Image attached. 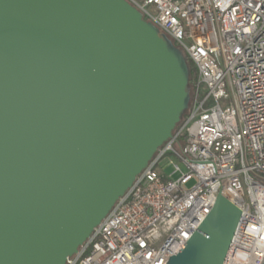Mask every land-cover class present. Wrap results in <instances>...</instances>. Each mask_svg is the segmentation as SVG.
Wrapping results in <instances>:
<instances>
[{
  "label": "water",
  "instance_id": "obj_1",
  "mask_svg": "<svg viewBox=\"0 0 264 264\" xmlns=\"http://www.w3.org/2000/svg\"><path fill=\"white\" fill-rule=\"evenodd\" d=\"M188 100L182 54L128 1L0 0V264H65ZM220 190L163 264H224L242 211Z\"/></svg>",
  "mask_w": 264,
  "mask_h": 264
},
{
  "label": "built area",
  "instance_id": "obj_2",
  "mask_svg": "<svg viewBox=\"0 0 264 264\" xmlns=\"http://www.w3.org/2000/svg\"><path fill=\"white\" fill-rule=\"evenodd\" d=\"M126 1L185 54L196 78L182 123L65 264H163L220 188L242 211L223 263L262 264L264 0Z\"/></svg>",
  "mask_w": 264,
  "mask_h": 264
},
{
  "label": "trees",
  "instance_id": "obj_3",
  "mask_svg": "<svg viewBox=\"0 0 264 264\" xmlns=\"http://www.w3.org/2000/svg\"><path fill=\"white\" fill-rule=\"evenodd\" d=\"M183 58H184V61H185L186 67H187L188 88H189V96H190V91H192V88L194 86L193 82L195 81V78H196V71H195V68H194L193 64L191 63V61L186 56H183ZM194 75H195V78H194ZM192 79H194V80H192ZM188 105H189V100H188ZM187 109L188 108H186V110L181 114L180 120H179L178 124L175 126V129H177V127L182 123L183 119L186 116ZM175 129L173 131H175Z\"/></svg>",
  "mask_w": 264,
  "mask_h": 264
},
{
  "label": "rangeland",
  "instance_id": "obj_4",
  "mask_svg": "<svg viewBox=\"0 0 264 264\" xmlns=\"http://www.w3.org/2000/svg\"><path fill=\"white\" fill-rule=\"evenodd\" d=\"M182 55L185 56V54H182ZM194 78H195V75H194ZM192 80H194V79H192ZM190 95H192L191 91H190ZM160 165L164 167V172L165 173L171 172V167L168 165L167 161H163Z\"/></svg>",
  "mask_w": 264,
  "mask_h": 264
}]
</instances>
